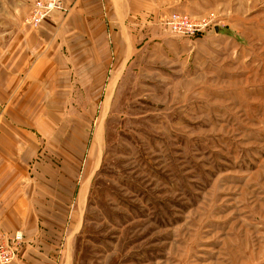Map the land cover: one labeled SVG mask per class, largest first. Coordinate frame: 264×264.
<instances>
[{
  "label": "rangeland",
  "instance_id": "374dc122",
  "mask_svg": "<svg viewBox=\"0 0 264 264\" xmlns=\"http://www.w3.org/2000/svg\"><path fill=\"white\" fill-rule=\"evenodd\" d=\"M36 1L0 0V56L62 12L34 26ZM203 12L196 36L166 17L134 32L107 105L68 113L67 158L49 164L68 173L71 208L86 192L68 264H264V0Z\"/></svg>",
  "mask_w": 264,
  "mask_h": 264
},
{
  "label": "crops",
  "instance_id": "0c3cea01",
  "mask_svg": "<svg viewBox=\"0 0 264 264\" xmlns=\"http://www.w3.org/2000/svg\"><path fill=\"white\" fill-rule=\"evenodd\" d=\"M209 1L63 0L62 12L39 29L21 26L2 46L0 232L22 230L26 240L10 264H68L86 192L71 208L68 173L58 181L49 165L57 151L67 158L59 133L68 113L107 105L134 55V32L162 25L174 11L205 16ZM95 137L100 142L101 129Z\"/></svg>",
  "mask_w": 264,
  "mask_h": 264
},
{
  "label": "built area",
  "instance_id": "2783aa9c",
  "mask_svg": "<svg viewBox=\"0 0 264 264\" xmlns=\"http://www.w3.org/2000/svg\"><path fill=\"white\" fill-rule=\"evenodd\" d=\"M63 0H38L34 3L28 22L37 26L46 15L52 11L63 10ZM198 16V15H197ZM187 12L174 11L166 16L164 26L171 33L180 36H196L205 33L208 23L201 17ZM219 24H214L216 29ZM25 234L22 230L0 232V264H10L15 261L25 243Z\"/></svg>",
  "mask_w": 264,
  "mask_h": 264
}]
</instances>
